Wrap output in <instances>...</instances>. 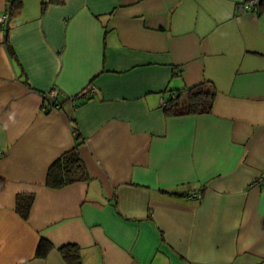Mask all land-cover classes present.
<instances>
[{
	"label": "crops",
	"instance_id": "0c3cea01",
	"mask_svg": "<svg viewBox=\"0 0 264 264\" xmlns=\"http://www.w3.org/2000/svg\"><path fill=\"white\" fill-rule=\"evenodd\" d=\"M20 1L0 24V264H66L65 245L81 264H264V0ZM203 83L210 114L165 115ZM78 143L89 180L47 188Z\"/></svg>",
	"mask_w": 264,
	"mask_h": 264
},
{
	"label": "trees",
	"instance_id": "16d2710c",
	"mask_svg": "<svg viewBox=\"0 0 264 264\" xmlns=\"http://www.w3.org/2000/svg\"><path fill=\"white\" fill-rule=\"evenodd\" d=\"M51 3H61L62 0H50ZM260 1L258 7L261 5ZM21 8L20 0H10L8 4L7 17L16 14ZM242 9V7H241ZM243 10V9H242ZM259 10V8H258ZM8 35H5L7 41ZM216 91L212 85L203 83L193 88L174 92L170 95L165 106L166 116L181 117L210 114L213 108ZM76 144L75 149L65 153L48 168L45 186L49 189L59 190L77 182L89 180L87 170L82 162ZM33 194L17 195L15 200V211L23 220H27L33 204ZM53 249L46 240L41 239L38 243L35 256L45 259ZM61 258L66 264H81L80 249L75 245H65L58 249Z\"/></svg>",
	"mask_w": 264,
	"mask_h": 264
},
{
	"label": "built area",
	"instance_id": "2783aa9c",
	"mask_svg": "<svg viewBox=\"0 0 264 264\" xmlns=\"http://www.w3.org/2000/svg\"><path fill=\"white\" fill-rule=\"evenodd\" d=\"M261 0H244L242 2V9L243 11H253V10H257L258 5L260 3ZM7 18V13L3 16H0V24H4ZM60 94V91L57 88H53L51 89L48 93H47V97L52 98V99H56L58 97V95ZM89 95L88 92L85 93V96ZM79 96H83V94L79 95ZM166 102L162 101V107L165 106ZM58 105H52L50 107H48L49 109H56L58 108ZM253 185H259V186H264V173H262L253 183ZM189 199H196V200H201L202 196L199 192L196 191V189H191L187 195H186Z\"/></svg>",
	"mask_w": 264,
	"mask_h": 264
},
{
	"label": "rangeland",
	"instance_id": "374dc122",
	"mask_svg": "<svg viewBox=\"0 0 264 264\" xmlns=\"http://www.w3.org/2000/svg\"><path fill=\"white\" fill-rule=\"evenodd\" d=\"M33 0H28V4H31Z\"/></svg>",
	"mask_w": 264,
	"mask_h": 264
}]
</instances>
